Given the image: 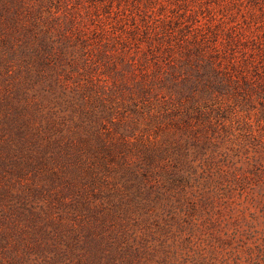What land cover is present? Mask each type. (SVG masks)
<instances>
[{
    "label": "rangeland",
    "instance_id": "1",
    "mask_svg": "<svg viewBox=\"0 0 264 264\" xmlns=\"http://www.w3.org/2000/svg\"><path fill=\"white\" fill-rule=\"evenodd\" d=\"M0 25V264H264V0H0ZM203 52L235 85L185 119L163 77Z\"/></svg>",
    "mask_w": 264,
    "mask_h": 264
},
{
    "label": "trees",
    "instance_id": "2",
    "mask_svg": "<svg viewBox=\"0 0 264 264\" xmlns=\"http://www.w3.org/2000/svg\"><path fill=\"white\" fill-rule=\"evenodd\" d=\"M4 26L0 25V39L3 43H5V36L9 29L7 25L6 27ZM29 32L33 33L31 30ZM25 48H27L26 45ZM28 48H33L36 55H39V46H34L33 43L29 42ZM40 65H43L41 61L34 66L35 69L38 70V66ZM222 66V61H219L216 57L213 58V55L207 57L206 52L202 54L188 53L184 61L174 66V70L171 71L172 73L168 72L166 77H163L164 87L172 95H175L173 97L177 106V112H184L185 119H188L192 112L201 114V110L209 105L210 96L213 94L233 89V85H235L234 73H231L227 68ZM237 67L238 64L233 65L235 71L238 69ZM44 70L45 68L43 67L40 71L43 72ZM141 86L144 88L143 85ZM204 95L208 97L202 99ZM6 204L3 199H0V250L6 244V242L2 243V239L4 241L6 236L4 222L8 218L6 216V209L4 208Z\"/></svg>",
    "mask_w": 264,
    "mask_h": 264
}]
</instances>
